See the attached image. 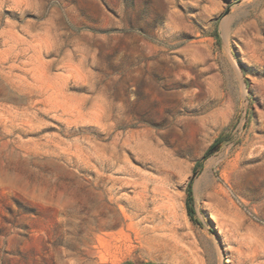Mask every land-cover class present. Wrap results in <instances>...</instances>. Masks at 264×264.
<instances>
[{"label": "rangeland", "instance_id": "rangeland-1", "mask_svg": "<svg viewBox=\"0 0 264 264\" xmlns=\"http://www.w3.org/2000/svg\"><path fill=\"white\" fill-rule=\"evenodd\" d=\"M0 264H264V0H0Z\"/></svg>", "mask_w": 264, "mask_h": 264}, {"label": "trees", "instance_id": "trees-1", "mask_svg": "<svg viewBox=\"0 0 264 264\" xmlns=\"http://www.w3.org/2000/svg\"><path fill=\"white\" fill-rule=\"evenodd\" d=\"M218 139H216L213 144L209 147V149L205 152V154L202 156V158H205L207 157V155H209V151L218 143ZM198 165H199V162H196L195 166H194V172L197 171V168H198ZM193 179V178H192ZM192 179L188 182L187 184V189H186V198H185V207H186V211H187V214L190 216V218L193 217V207L191 205V200H192V194H191V190H190V187H191V183H192Z\"/></svg>", "mask_w": 264, "mask_h": 264}, {"label": "water", "instance_id": "water-1", "mask_svg": "<svg viewBox=\"0 0 264 264\" xmlns=\"http://www.w3.org/2000/svg\"><path fill=\"white\" fill-rule=\"evenodd\" d=\"M195 174L192 175V178L194 177Z\"/></svg>", "mask_w": 264, "mask_h": 264}, {"label": "bare ground", "instance_id": "bare-ground-1", "mask_svg": "<svg viewBox=\"0 0 264 264\" xmlns=\"http://www.w3.org/2000/svg\"><path fill=\"white\" fill-rule=\"evenodd\" d=\"M177 167V166H176Z\"/></svg>", "mask_w": 264, "mask_h": 264}]
</instances>
